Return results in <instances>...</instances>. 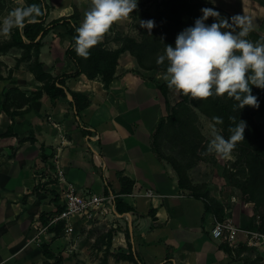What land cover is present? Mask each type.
I'll return each instance as SVG.
<instances>
[{"label": "crops", "instance_id": "1", "mask_svg": "<svg viewBox=\"0 0 264 264\" xmlns=\"http://www.w3.org/2000/svg\"><path fill=\"white\" fill-rule=\"evenodd\" d=\"M57 1L64 4L51 9L62 8L52 19L73 9L66 0ZM57 33L43 39L39 53L53 75L75 69L64 54L70 39ZM118 61L107 87L99 77L85 74L66 79L69 89L89 93L90 104L80 112L68 94L52 100L42 91L16 107L12 118L0 113V264H43V241L56 252L62 233L53 237L50 230L37 237L33 227L42 212L48 215L59 206L62 184L49 174L56 156L65 178L79 189L115 193L134 208L115 219L113 240L128 247L125 228L132 225L130 240L140 264H260L255 254L248 259L211 235L214 214L203 199L179 187L171 165L152 149L154 127L167 113L161 90L145 78L129 51L121 52ZM30 78L16 83L30 90L27 96L42 85L33 73ZM11 122L13 134L2 136ZM119 175L134 181L131 191L120 193ZM148 189L154 194L148 195Z\"/></svg>", "mask_w": 264, "mask_h": 264}, {"label": "rangeland", "instance_id": "2", "mask_svg": "<svg viewBox=\"0 0 264 264\" xmlns=\"http://www.w3.org/2000/svg\"><path fill=\"white\" fill-rule=\"evenodd\" d=\"M168 1L170 2V0H137L138 7L131 13L130 19L114 24L105 35V40H102L108 42L106 45L111 48H113L111 43L117 47L131 43L140 53L145 65L140 71L145 73V78L153 84L166 82L163 75L167 63L157 65V56L163 54L165 45L175 47L176 37L182 30L194 26L195 20L202 16L201 4L212 3L226 10L232 17L237 14L250 17L253 31L247 39L255 42L258 40L257 36L264 37V0H182L181 3L191 8L185 11L184 17L171 16L170 9L166 6ZM58 2L46 0L48 5L46 22L59 11L54 9L50 12L53 7L56 6L57 9L63 6L64 3L58 5ZM65 3L72 6L71 13L76 10L79 22L90 6V0H66ZM24 6H28L27 0H0V21L10 10ZM220 15L222 17V14ZM141 20L155 22L151 35L140 27ZM213 22L216 21L212 17L205 21L208 25ZM58 31L62 34L63 27L49 31L46 38H52L51 32ZM10 37L0 35V44ZM23 53L24 50L17 46L0 53V73L5 76L0 81V102L14 111H17L16 107H21L20 104H25L28 97L26 93L30 91L27 88H20L16 83L19 80L29 82L32 79L30 68L33 58L22 56ZM252 90L264 96V89L252 86ZM166 97L170 105L171 120L186 121L182 125L166 124L158 134L157 145L161 158L171 165L178 181L182 177L185 182L183 191L189 194L198 193L201 199L210 205L215 220L231 217L241 226L256 225L258 217L254 202L264 194V178L257 183H252L251 178L258 167H264L262 160L255 155L256 148H264V113L259 110L248 111L247 115L252 119V122H248V119L244 118L245 107L236 109L238 112L235 115L237 116L235 122L239 123V120H243L247 123L245 139L237 143L230 159H224L215 154H207V145L211 140L210 128L214 124L212 117H220L219 113L209 104H205L206 102L190 99L173 90H169ZM4 113L1 111V114ZM166 116L165 114L164 117ZM215 126L225 136L224 122ZM238 184L249 186L252 200L246 199ZM39 218L42 219L38 216ZM115 226V219L111 218H100L88 224L77 220L73 233L69 237H59V241L54 246L55 251L63 256L62 264H137L136 260L129 256L127 247L121 250L115 245L113 240ZM238 249L245 252L248 259L255 254L253 248L243 243ZM255 258L257 263L263 264L264 259L261 255L255 254Z\"/></svg>", "mask_w": 264, "mask_h": 264}, {"label": "clouds", "instance_id": "3", "mask_svg": "<svg viewBox=\"0 0 264 264\" xmlns=\"http://www.w3.org/2000/svg\"><path fill=\"white\" fill-rule=\"evenodd\" d=\"M137 7V0H90L82 22L75 28L76 55L89 58L90 50L102 42L112 26L130 19ZM201 12L194 26L177 35L175 47L165 45L163 54L157 56V65L167 63L163 75L167 87L193 100L226 95L237 102L234 110L245 106L259 108L252 86L264 89V39L255 42L247 39L253 31L250 17L237 14L229 22L212 8H202ZM44 14L40 4L15 7L0 21V35L10 36L14 28L23 32L27 25L39 23ZM209 17L216 22L206 24ZM139 23L151 35L155 22ZM212 120L207 154L230 159L237 143L245 139L247 123L243 120L236 123L235 117H230L235 126L229 127L230 135L225 138L215 126L223 124V118L214 116Z\"/></svg>", "mask_w": 264, "mask_h": 264}, {"label": "trees", "instance_id": "4", "mask_svg": "<svg viewBox=\"0 0 264 264\" xmlns=\"http://www.w3.org/2000/svg\"><path fill=\"white\" fill-rule=\"evenodd\" d=\"M182 0H170L167 3V8L170 9V15L171 16H179L184 17L186 15L185 11H187L188 8L185 4L181 3ZM28 5L31 4H41L42 9L44 10L45 14L41 17H39L40 22L36 24H30L27 25L23 32L19 31L18 29H13L11 33V37L8 40L3 41L2 44H0V53L3 52V50H7L11 47H20L24 50V53L22 56H26L29 59L33 58L32 66L30 68L31 73H33L35 79L42 82V85L34 90L32 96L26 97L25 102L29 100H33L34 98L40 97L42 94V91L47 93L52 100H55L57 98H61L64 96H67V92H69L72 96L71 101L74 103L75 109L77 112H80L84 108H86L90 104L89 99V93L82 92L78 90H72L69 89L66 85V79L70 77H77L81 74H85L89 79H93L96 77H99L103 83L104 86L107 87L112 80L115 77L116 69L119 64V56L121 52L123 51H129L132 56L138 61L139 66L144 69L145 65L143 64V60L140 58V53L136 51V49L133 47V45L130 44H122L120 47L117 48H111L108 47L105 42H101L96 47L92 48L90 50V56L87 59L78 57L74 51V37L76 35L75 28L79 27V21L77 20L76 16V10L73 13L70 14H63L57 18H53L50 21L46 22V18L48 17V13L46 12L48 5L46 3V0H27ZM190 7V6H189ZM200 7L202 8H212L215 11H218L220 14H222V18L229 19V22H231V15L224 9L209 3V4H201ZM200 8V9H202ZM193 9V8H192ZM178 18V17H176ZM182 19V18H181ZM63 27L62 33L66 34L67 37L70 39L69 44L65 46L64 54L65 57L70 59L72 63L75 65V69L70 72H63L62 74L53 75L50 71L46 70L45 65L43 61L39 58V51L40 47L43 45V39L48 35L49 31L54 30L58 27ZM258 40L264 39V37L257 36ZM149 69L148 67H146ZM4 75L0 73V81L4 79ZM155 86L161 90L164 98H165V104H166V118L164 116L160 117L157 124L154 127V130L152 132V149H155L158 156L159 154V148L157 145V137L158 134L161 132V130L164 128L166 124L168 125H182L186 120L180 119V121H174L171 120V113L169 112V102L166 97L167 92L170 90L167 87L166 82H160L155 84ZM252 94L255 95L258 98L259 101V108H253L250 106H245V119H248V122H252V119L250 116H248V111L252 110L255 112L256 110H259L261 113H264V96L254 90H252ZM202 102H206L205 104H209L210 107H213L220 115V117L223 118L224 121V130H225V136L226 138L230 135L228 129L229 127H234V123L232 120H230V117L237 118L236 112L238 110H234V105L237 103L233 99L228 98L226 95L224 97H210L207 100H203ZM197 106L200 108H203L201 105ZM19 106H22L21 104ZM185 107H188L185 105ZM1 111H4L9 115L10 118L13 117L17 113V111L10 110L8 106L2 104L0 102V113ZM175 112V111H174ZM177 112V111H176ZM252 112V113H253ZM12 121V119H11ZM13 134V124L12 122L9 123L6 131L2 133V136ZM255 155L262 160V163L264 165V148L259 149L256 148ZM262 157V158H261ZM254 175L251 178V182L257 183L258 181L262 180L264 178V167H258L257 171L253 173ZM119 179L122 184V189L120 193L124 194L126 192L131 191L134 181L127 176L119 175ZM178 185L180 188L185 189V182L183 181L182 177L179 178ZM245 195L247 200H252V193L249 190V186L247 184H238ZM191 195L201 198L198 193H192ZM116 202V209L118 212L122 215H125L127 212L134 211V208L126 201L123 200V198L119 197V195H116L115 198ZM205 202V201H204ZM205 206L207 211H210L213 213L210 205H208L205 202ZM255 206V213L258 217V222L256 225L251 226L247 225L246 227L250 228H259L264 229V194L261 195V197L258 198L254 202ZM60 206H58L57 210H60ZM218 211V209H217ZM54 212L50 214H46L45 212H42L40 217L43 218V221L46 222L48 220V217L52 215ZM150 213L154 216V212L151 209ZM63 223L59 222L57 225L50 227L51 231H54L55 234L53 237H57L59 233L62 232ZM245 227V226H243ZM125 236L128 239V247L129 250V256L132 259L136 260L137 264H140L141 260L139 258L138 253L133 249V242L130 240V230L129 227L125 228ZM42 251L44 255L46 256V259L43 261V264H62L63 263V256L60 253L54 252L50 247L49 241H43L41 243ZM121 250H124L125 248L119 247ZM144 264V262L142 263Z\"/></svg>", "mask_w": 264, "mask_h": 264}, {"label": "built area", "instance_id": "5", "mask_svg": "<svg viewBox=\"0 0 264 264\" xmlns=\"http://www.w3.org/2000/svg\"><path fill=\"white\" fill-rule=\"evenodd\" d=\"M67 93L71 98V94ZM64 173L59 157H54L53 167L49 168V174L52 180H57L62 184L58 200L61 208L60 210L56 208L46 223L40 218L35 219L33 227L37 231V237L50 231V227L59 222L63 223L62 235L69 237L74 231L77 220L88 224L100 218L116 219L121 215L116 209L115 193L83 191L75 183L67 180ZM146 193L153 195L154 191L148 189ZM211 235L227 242L234 248H238L243 243L245 246L253 248L255 254L261 255L264 259V229L243 227L237 224L233 218L227 217L215 220Z\"/></svg>", "mask_w": 264, "mask_h": 264}, {"label": "water", "instance_id": "6", "mask_svg": "<svg viewBox=\"0 0 264 264\" xmlns=\"http://www.w3.org/2000/svg\"><path fill=\"white\" fill-rule=\"evenodd\" d=\"M129 230H130V234H132L133 233L132 225H130Z\"/></svg>", "mask_w": 264, "mask_h": 264}]
</instances>
